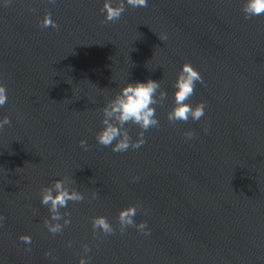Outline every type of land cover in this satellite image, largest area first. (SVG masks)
Listing matches in <instances>:
<instances>
[{
	"label": "water",
	"instance_id": "water-1",
	"mask_svg": "<svg viewBox=\"0 0 264 264\" xmlns=\"http://www.w3.org/2000/svg\"><path fill=\"white\" fill-rule=\"evenodd\" d=\"M102 7L0 0V118L12 121L0 130V264H78L85 244L89 264H264V15L245 19L241 0H148L106 22ZM47 13L58 27L42 26ZM185 62L204 81L188 102L203 101L205 112L169 122ZM148 78L168 92L159 125L138 149L98 144L103 105ZM126 127L135 140L139 127ZM62 176L85 199L69 202L71 223L53 235L40 190ZM129 205L149 236L121 233ZM100 215L112 234L93 233Z\"/></svg>",
	"mask_w": 264,
	"mask_h": 264
},
{
	"label": "clouds",
	"instance_id": "clouds-1",
	"mask_svg": "<svg viewBox=\"0 0 264 264\" xmlns=\"http://www.w3.org/2000/svg\"><path fill=\"white\" fill-rule=\"evenodd\" d=\"M7 2V0H4ZM148 0H103V7L100 12L106 22L118 21L127 7H146ZM241 11L245 19L264 15V0H241ZM42 26L56 28L58 25L52 20L51 14H45ZM161 40L166 36H159ZM204 83L199 70L191 62H185L177 78L173 83V106L167 114L169 122L199 120L205 112L203 101L196 105L188 102V98L193 94L196 83ZM168 96L166 89L161 88L159 80L148 78L145 80L127 81L119 90L107 100L101 108L102 127L96 132V142L105 147H111L113 152H126L129 148L138 149L145 142L144 132L150 127L158 126L159 119L156 116V105L162 103ZM8 100L7 87L0 83V107ZM11 118L7 115L0 118V130L11 124ZM135 124L140 131L137 138L133 140L126 125ZM207 131V128H205ZM187 141L195 138V133L188 130L184 133ZM80 147L85 151L88 148L87 140L82 138L79 141ZM138 179V178H137ZM96 192H92L90 197L95 199ZM85 199V193L81 191L68 176L55 179L51 184L43 186L40 190V204L48 210V217L44 224L48 232L55 235L63 232L66 226L71 223V218L66 210L69 202H80ZM137 211L136 205H129L119 211L118 219L120 231L123 233L128 227H135L144 236H149L151 230L145 221L137 223L134 219ZM93 233L97 231L105 235L112 234L114 229L107 217L100 215L92 219ZM20 239L25 244H31L30 234H22ZM72 241H68L71 247ZM88 245H83L84 255H81L78 264H89L90 257ZM46 256L51 253H46Z\"/></svg>",
	"mask_w": 264,
	"mask_h": 264
}]
</instances>
